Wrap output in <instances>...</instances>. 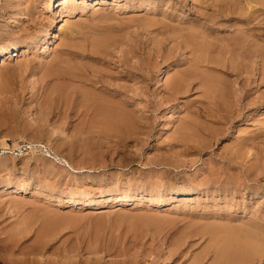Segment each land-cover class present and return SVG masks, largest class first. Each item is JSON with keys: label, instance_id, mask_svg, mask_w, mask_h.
Returning a JSON list of instances; mask_svg holds the SVG:
<instances>
[{"label": "rangeland", "instance_id": "obj_1", "mask_svg": "<svg viewBox=\"0 0 264 264\" xmlns=\"http://www.w3.org/2000/svg\"><path fill=\"white\" fill-rule=\"evenodd\" d=\"M54 1L55 0H47V3H45L46 0H34V2L33 0H0V32L2 33V35L0 33V44L2 43L0 45V50L9 45V42L25 44L29 42L31 47L26 54L4 60L0 64V186L2 187L0 189V264H17L14 262L15 259L18 264H41L42 261V264H217V259H219L218 257H220V253H222V249L220 248H223L231 237L238 236L241 238L243 235L248 237V233L252 235L253 232L247 233L249 228L252 229H249L250 231L254 229V234L250 236V238L253 237L256 242L259 241L258 245L260 244V248L262 249V251L255 256L251 264H264V153H261V156L260 153H258V151L264 150V80L261 74L263 62H258V64L261 62L260 66L249 63L244 70L245 73H240L242 77L239 76L238 78V70H228L224 62V65L220 64L218 69H213V71H211V68H203L209 70H204L203 76L206 73L209 79L211 78L209 81L213 83L212 87H210L211 85H204L201 80H195L193 81L195 84L192 82V84L190 83L189 91L188 89H184L181 90L182 92L180 93L174 92L177 98L171 90V87L176 81L174 79L177 78V75L181 74V71L183 72V70H186V65L189 66V60L193 57L189 49H183L184 47H182L181 44H184L182 37L192 33L194 36L196 33L203 31H207V33L211 32L207 29V19H211L210 15L220 16L218 11H223L224 14L221 16L222 18H217L220 24L215 21V27H219L220 30H222H219V32L217 31L218 34L222 32L220 34V36H223V39L221 38L222 42L226 41L225 39L229 38L232 32H235L234 34L236 35L238 34L236 32L242 29L244 31L249 28V33L254 29L253 33L254 36H256L255 39L260 43L262 40L259 37H262L264 34V0H246L247 4L245 0H234L237 5L235 3L232 5L233 0H221L224 3L220 0H210V2L209 0H169V2L168 0H148V2L147 0H143V2L142 0H136V2L134 0H106V3L93 8H90V5L85 3L87 0H84L83 3V0H75L70 2L72 4L71 6L69 5L71 8L68 5L57 7L56 4V6L52 4L50 11H46L49 8L48 4L54 3ZM144 1L145 3L147 2L146 5ZM238 1H240V3L243 2V4L240 5ZM125 2L127 4H125ZM212 2L214 3L212 5L213 7H211ZM221 4L223 6H221ZM250 4L253 6H250ZM132 5H134V8L137 6V8L134 9ZM102 6L105 8H102ZM216 6H219V9ZM242 6L243 8H241ZM72 8L75 9L73 10L74 12ZM79 8H81V10H78ZM195 8H200V11ZM213 8L215 10H213ZM102 9L105 12H103ZM250 9L251 11H248ZM96 11L99 13H96ZM231 11L234 14L226 15L227 12ZM71 12H73L72 15ZM102 13H106V15H102ZM236 13H238V15ZM261 13L263 19L260 16ZM99 14L100 18H104L100 19ZM109 15L112 16V19ZM106 16L110 17L109 19L111 20L107 19ZM239 17H242V19ZM8 18L11 20L9 21ZM96 18H99L100 21ZM68 19L69 21H66ZM173 19L175 22H173ZM244 19L245 21H242ZM103 20H107V23ZM189 20L191 24L193 22L195 25L192 24L193 26L190 27ZM15 21H17V23ZM148 21L152 23L149 24ZM202 21L206 23L204 22L202 25ZM241 22L242 24H240ZM43 23L46 24V26ZM154 23L155 25L153 26ZM148 24L150 26H148ZM243 24L246 25L243 27ZM177 25L179 26L177 27ZM199 25L201 29L198 28ZM194 26L196 27L194 28ZM250 26H252V30ZM8 27L9 29H7ZM41 27L44 29H41ZM260 27L262 30H260ZM36 28L38 29L36 30ZM238 28L241 29L239 30ZM3 29L7 31L4 30V32ZM37 31L39 33H37ZM55 31L60 35L58 38L52 39V35ZM106 32L109 33V38L105 36L107 34ZM170 32L174 33L173 36ZM6 33H8V35H6ZM168 33L170 36H168ZM28 34L32 36L30 35L29 37ZM44 35H48V39L50 38L51 41L47 40V42L43 44L40 38ZM23 36L24 38L22 39ZM94 36L95 40L96 37L98 38L96 41L93 40ZM12 37H14L13 40ZM166 37L169 39L168 41H166ZM31 38L32 41L30 42ZM112 38H114L116 42H114ZM111 40L113 43H111ZM33 41H35L34 45H32ZM74 42L76 43L74 44ZM88 42L89 44H87ZM160 43L161 45H159ZM90 44H93V46L96 47L94 48L99 50H95ZM43 45L47 47L45 51ZM83 50L85 52H83ZM129 50H131L130 53ZM94 51H97V53H94ZM72 53H74L75 56ZM100 53H102V55ZM164 53L166 55L168 54V57ZM216 53L214 54L215 57L221 56V54L219 55V53ZM69 54H71V56ZM65 55L66 57H64ZM96 55L100 56L98 57ZM138 55L141 58H139ZM164 55L166 58L162 57ZM78 56H81V58ZM109 56L112 58L110 59ZM135 57L138 58L136 59ZM56 58L57 62L55 60ZM86 58L89 62L86 61ZM132 58L139 63L134 64L137 62L133 61ZM180 58H182V60H180ZM62 59L65 63L68 62L66 63L67 67L64 66L65 63ZM89 59H92L91 62ZM100 59H103V61L101 62ZM59 61H61L62 64L59 63ZM49 62L53 63V68L55 67L54 64L56 68L59 66L58 64L62 66L60 65L59 69L55 70L51 68L52 64ZM75 62L79 64L76 65ZM41 63L44 64V66H42ZM29 64L30 66H28ZM128 64L130 66H128ZM91 66L95 68L99 67L96 68V70L93 67L89 71ZM174 66L176 67L174 68ZM69 67L70 69H68ZM47 68L52 69H49V75H47L49 72ZM71 68L73 70H71ZM139 68L142 71H140ZM43 69L47 72H43ZM167 69L168 71H166ZM53 70H55V73ZM81 70H83V73ZM41 71L44 73L43 75L40 74L42 73ZM74 71L77 73L74 74ZM85 71L88 74H85ZM109 71L111 73L113 72L112 75L114 77L111 73L109 75ZM57 72L60 73L58 74ZM211 72L212 74L210 75ZM100 73H103V76ZM134 73L137 75L139 74L138 76L140 77ZM51 74L54 76H61H55L54 79V76H51ZM206 74L205 76H207ZM40 75H45V77L43 78ZM212 75L215 76V78H213ZM95 77H97L98 81L95 80ZM137 78L138 81L136 80ZM141 78L144 79L142 80ZM116 79L118 82H115ZM220 79H224L225 81ZM52 82L53 86L55 82H58V86H56V84L55 86L61 87L60 85H62L63 87L57 90L56 87L53 88V86H51L50 83ZM96 82L99 84H94ZM111 82H113L114 85ZM139 82H141V84ZM201 82L204 87L199 85ZM72 83H74L75 86ZM81 83L87 84V87ZM215 84L216 86H214ZM125 85L127 87H125ZM168 85L172 86L169 87ZM80 86L85 88L82 87L80 90ZM114 86L119 87L116 89ZM50 87L56 90L52 91ZM42 88L44 89L42 90ZM65 88L67 89L65 90ZM86 88L88 89L86 93L91 95L94 93L92 96L97 97L98 93L103 91L105 95L106 93L107 95H113L116 100H123L126 104L128 103V107L126 106L125 108L129 111L135 110V113L132 112L134 115L136 113L138 114V116L136 115L133 117L134 119L132 118V123L134 122V125L130 126L128 124L127 129L129 131L125 126L123 127L126 129V132L122 131L124 130L123 127H121L120 130L113 124V126H107V124H104V119H101L103 122L99 120L100 116L97 113L92 112L98 115L95 117V115H91L92 113H85L83 109L81 112L79 110L78 112L74 110L77 108L74 107L73 109L75 105L73 100L76 96H78L79 99L81 94L85 93L83 91H86ZM104 88L106 89L104 90ZM127 89L128 92H130L129 94L126 91ZM220 89L222 92H220ZM44 90H47V93ZM48 90L49 93L52 92L48 94ZM53 94L55 96H53ZM72 94L73 96L75 95V97H73ZM44 95H47L46 98ZM50 95L54 97V100ZM137 95L140 97L138 98ZM218 95L219 97H216ZM43 96L44 98H42ZM58 97L64 98V101ZM69 98L72 99L71 103ZM40 99L42 101H40ZM45 99H47V101H45ZM49 100L50 103L47 104ZM251 101H253V105ZM55 103L58 104L56 105ZM136 103L139 105L137 104L136 106ZM38 104L39 106H37ZM27 105L29 106L27 107ZM133 105L135 108L137 107V109L132 107ZM140 105L143 107H140ZM64 106L67 107L64 108ZM49 108L51 109L49 110ZM39 109H41L43 113L39 112ZM137 110L141 112L138 113ZM65 113H68V115ZM40 114L42 115L41 117ZM84 116L89 117V119H85ZM38 117L40 118L38 119ZM82 118L83 120H81ZM35 119L36 122L34 121ZM44 119L46 121L48 119L50 122L45 123ZM51 119H53V122ZM54 119L59 125L54 122ZM81 121L86 122L83 123ZM99 122L100 124L96 126ZM89 124L92 126H89ZM101 124H104V126L106 125L105 127L108 128L106 129L110 131V133L105 130V127L103 129L105 131H102L101 128L103 127L101 126L103 125ZM83 125H85L86 128L83 127V130H81V126ZM76 126H80L78 128L83 131L80 132L81 134L77 133L78 128ZM135 126L139 127L136 128ZM43 127L46 129L44 130ZM63 127H66L67 129H64L67 131H64ZM129 127H132L131 129L135 128V130H131ZM72 128L73 131H70ZM116 129L119 131H116ZM89 130L94 134H90L91 132ZM92 130H96V134ZM130 131L132 132L131 134ZM71 132L72 134L75 133V136H72V134H70ZM86 132L88 134H86ZM102 132L105 133L103 134ZM113 133L116 134L113 135ZM89 134L90 137L88 138ZM111 134L115 138L111 137ZM107 135L111 137L110 140ZM34 136L36 137L34 138ZM126 136L130 137L127 138ZM94 137L96 138L94 139L95 141L93 140ZM66 139L70 141L67 142ZM62 140H64L65 143ZM80 140H82V143ZM257 156L259 159L256 158ZM249 176H252V178ZM246 177L250 179L248 178L247 181ZM240 180L251 187L252 190L246 188L247 185L244 189V184ZM255 180H258V182H255ZM259 182L260 185H258ZM236 183L238 185H235ZM16 185L17 187H15ZM210 186H214V188ZM15 188H19L21 191L19 190L18 193L14 192L16 191ZM189 188H192L191 190H196L197 193L196 195L192 194V198L191 196L189 198L187 197L188 200H184L183 202V197L188 193L190 190ZM257 188L260 193L256 190ZM199 189L202 192L199 191ZM143 190L145 191L143 192ZM163 190H166V193ZM121 191L124 192L122 193ZM170 192L173 193L171 194ZM121 194L124 195L122 196ZM71 196H74V199L87 198L95 202L90 206H84L83 204L74 205L69 202L71 198L73 199ZM171 196L173 197L172 199ZM156 197L157 199H154ZM100 202H103L102 204L104 206ZM192 204L195 209L192 207ZM212 223L214 226L211 225ZM233 224L235 230L232 228ZM245 226H247L248 229ZM229 227L233 230L231 228L228 229ZM202 228H205V230L209 228L208 230L210 232ZM211 231L213 232V234H211L212 237L210 235V233H212ZM239 231L241 236L238 234ZM219 233L222 234L220 235ZM214 234L219 235V237ZM223 237H225L224 240ZM212 245H214V247ZM93 249L97 253L94 252ZM18 260H22V263Z\"/></svg>", "mask_w": 264, "mask_h": 264}, {"label": "bare ground", "instance_id": "obj_2", "mask_svg": "<svg viewBox=\"0 0 264 264\" xmlns=\"http://www.w3.org/2000/svg\"><path fill=\"white\" fill-rule=\"evenodd\" d=\"M36 1V0H35ZM71 1H75V0H55L54 1V3H51V4H48L49 5V8L46 10V11H50V9H51V5L52 4H56L57 5V7H64V6H66V5H72L70 2ZM77 1V0H76ZM81 1V0H80ZM106 0H87V1H85V3H88L89 5H90V8H93V7H96V6H98V5H100V4H104V3H106L105 2ZM131 1V0H130ZM135 2H136V0H134ZM156 1H158V0H156ZM167 1V0H166ZM221 1V0H220ZM224 1V0H223ZM223 1H221V2H223ZM243 1V0H242ZM246 1V0H245ZM249 1V0H248ZM33 2H34V0H33ZM84 2V0L82 1V3ZM112 2V1H111ZM118 2H120V1H118ZM142 2H143V0H142ZM147 2H148V0H147ZM146 2V3H147ZM153 2V1H152ZM163 2V1H162ZM161 2V3H162ZM168 2H169V0H168ZM172 2V1H171ZM208 2V1H207ZM209 2H210V0H209ZM217 2V1H216ZM227 2V1H226ZM239 3H240V1H238ZM45 3H47V0H46V2ZM70 3V4H69ZM144 3H145V1H144ZM146 3H145V5H146ZM155 3V2H154ZM164 3H166V2H164ZM198 3V2H197ZM224 3V2H223ZM228 3V2H227ZM230 3V2H229ZM234 3L236 4V2H234V0H233V4L232 5H234ZM239 3H238V5H239ZM246 4H247V1L245 2ZM252 3V2H251ZM261 3V2H260ZM260 3H258V4H260ZM10 4V3H9ZM40 4V3H39ZM113 4H114V2H113ZM122 4V3H121ZM125 4H127L126 2H125ZM140 4V3H139ZM138 4V5H139ZM143 4V3H142ZM171 4V3H170ZM169 4V5H170ZM175 4H176V2H175ZM196 4V3H195ZM194 4V5H195ZM209 4V3H208ZM214 3L212 2V4H211V7H213L212 5H213ZM216 4V3H215ZM226 4V3H225ZM231 4V3H230ZM243 4V2L242 3H240V5H242ZM262 4V3H261ZM260 4V5H261ZM11 5V4H10ZM43 5V4H42ZM55 5V6H56ZM76 5H77V3H76ZM75 5V6H76ZM79 5H80V3H79ZM106 5V4H105ZM119 5V4H118ZM137 5V4H136ZM135 5V6H136ZM148 5H149V3H148ZM147 5V6H148ZM151 5H153V4H151ZM159 5V4H158ZM166 5V4H165ZM177 5V4H176ZM176 5H174V6H176ZM201 5V4H200ZM237 5V4H236ZM235 5V6H236ZM256 5V4H255ZM264 5V4H263ZM263 5H261V6H263ZM8 6V5H7ZM13 6V5H12ZM36 6V5H35ZM34 6V7H35ZM44 6V5H43ZM67 6V7H68ZM69 6V7H70ZM124 6V5H123ZM126 6H128V5H126ZM125 6V7H126ZM134 5H132V7H133ZM146 6V7H147ZM164 6V5H163ZM173 6V5H172ZM221 6H223L222 4H221ZM220 6V7H221ZM244 6H245V4H244ZM250 6H253V5H251L250 4ZM259 6V5H258ZM260 6V7H261ZM11 7V6H10ZM15 7V6H14ZM38 7V6H37ZM36 7V8H37ZM42 7V6H41ZM46 7H47V5H46ZM73 7V6H72ZM83 7V6H82ZM131 7V6H130ZM141 7V6H140ZM158 7V6H157ZM167 7V6H166ZM170 7V6H169ZM195 7V6H194ZM199 7V6H198ZM217 8L219 7V6H216ZM233 7V6H232ZM238 7V6H237ZM247 7V6H246ZM256 7V6H255ZM8 8V7H7ZM13 8V7H12ZM12 8H11V11H12ZM36 8H35V10H36ZM39 8V7H38ZM71 8V7H70ZM85 8H88V7H85ZM102 8H105V7H103L102 6ZM118 8H120V7H118ZM122 8V7H121ZM134 8V7H133ZM132 8V9H133ZM135 8H137V6L135 7ZM134 8V9H135ZM154 8V7H153ZM152 8V9H153ZM182 8V7H181ZM208 8V7H207ZM216 8V9H217ZM234 8V7H233ZM241 8H243V6L241 7ZM252 8V7H251ZM254 8V7H253ZM69 9V8H68ZM75 9H76V7H75ZM74 8H72V11L73 10H75ZM89 9V8H88ZM107 9V8H106ZM122 9H124V8H122ZM121 9V10H122ZM155 9V8H154ZM158 9V8H157ZM174 10H176L175 8H173ZM196 9V8H195ZM198 9V8H197ZM196 9V10H197ZM200 9V8H199ZM198 9V10H199ZM219 9V8H218ZM231 9V8H230ZM246 9V8H245ZM78 10H81V8H79ZM91 10V9H90ZM98 10V9H97ZM103 10V9H102ZM141 10H143V9H141ZM144 10H146V9H144ZM149 10H150V8H149ZM182 10V9H181ZM206 10V9H205ZM213 10H215L214 8H213ZM223 10V9H222ZM238 10V9H237ZM260 10H261V8H260ZM264 10V9H263ZM262 10V11H263ZM24 11V10H23ZM60 11H61V9H60ZM64 11V10H63ZM99 11V10H98ZM98 11H96V13H99ZM153 11V10H152ZM157 11H159V10H157ZM177 11V10H176ZM200 11V10H199ZM198 11V12H199ZM203 11V10H202ZM212 11V10H211ZM240 11V10H239ZM238 11V12H239ZM241 11H242V9H241ZM246 11V10H245ZM248 11H251V9L250 10H248ZM30 12V11H29ZM68 12V11H67ZM74 12V11H73ZM73 12H71V15H72V13ZM83 12V11H82ZM103 12H105L104 10H103ZM155 12V11H154ZM173 12V11H172ZM205 12V11H204ZM204 12H203V14H204ZM207 12H209V11H207ZM216 12V11H215ZM219 13H220V16L219 15H210L211 16V19H207V23L205 22V21H202L201 23H202V25L204 24V22L208 25V27H207V29L208 30H210L211 32H208L207 33V31L206 32H199V33H196L194 36L192 35V34H188V35H185V37H182V35H181V37L183 38V42H184V44L183 43H181L182 44V47H184L183 49H189L190 50V53L192 52V58L189 60L190 62V64H189V66H187L186 65V70L184 71L182 68V70H183V72L181 71V74H179V75H177L176 73V77L177 78H172V79H174V80H176L175 81V83L174 82H172V83H174L173 84V86L172 85H170V86H172L171 87V90L173 91V93L175 92V93H177V92H182L181 90H184V89H188V91L190 90V85L192 84V83H194L193 81H195V80H201L202 82H203V84L204 85H211L210 87H212V85H213V83H211L209 80H211V78L209 79V76L207 75V76H205V74H204V76H203V73H204V70H207V69H209V68H211V71H213V69H218V66H220V64H223V62L227 65V69L229 70V69H233L234 71L236 70H238V73L240 74V73H242L243 74V72H244V70H245V68L249 65V63H253V64H255V65H259L260 66V64H261V62H260V64H258V62L259 61H262L263 62V64H262V69H261V74H262V79L264 80V34L262 35V37L260 36L259 38L262 40L260 43L259 42H257L258 40L257 39H255L256 38V36H254V33H253V31H254V29H253V31H251L250 33H249V31H248V29H246V30H244L243 31V29L242 30H240L241 28H238L240 31H238V32H236V33H238V34H234L235 32H232V34H234V35H232L231 34V32H230V36H229V38H227V39H225L226 41H223L222 42V39H223V36L221 37L220 36V34L222 33H220V34H218L217 33V31L219 32V30H220V28L219 27H215V21H217V18L218 17H221L224 13H223V11H218ZM247 12V11H246ZM52 13V12H51ZM64 13V12H63ZM101 13V12H100ZM109 13V12H108ZM202 13V12H201ZM200 13V14H201ZM249 13V12H248ZM251 13V12H250ZM263 13V12H262ZM262 13H261V17H262V19H263V16H262ZM10 14V13H9ZM12 14H14V13H12ZM15 14L17 15V13L15 12ZM14 14V15H15ZM21 14V13H20ZM58 14V13H57ZM64 14H67V15H69L68 13H64ZM63 14V15H64ZM76 14V13H75ZM78 14V13H77ZM86 14V13H85ZM105 15H106V13H104ZM103 13H102V15H104ZM110 14V13H109ZM205 14H207V13H205ZM218 14V13H217ZM230 15V14H234L232 11L231 12H227L226 13V15ZM237 15H238V13H236ZM256 14V13H255ZM14 15H12V16H14ZM96 15V14H95ZM247 15H249V14H247ZM259 15V14H258ZM18 16H20V15H18ZM30 16V15H29ZM97 16V15H96ZM108 16V15H107ZM106 16V17H107ZM110 16V15H109ZM184 16V15H183ZM188 16V15H187ZM239 16H241V15H239ZM259 16V17H260ZM11 17V16H10ZM17 17V16H16ZM33 17V16H32ZM98 17V16H97ZM111 17V19H112V16H110ZM110 17H107V19H109ZM199 17V16H198ZM200 17H203V16H200ZM204 17H207V16H204ZM223 17H225V16H223ZM249 17V16H248ZM258 17V16H257ZM256 17V18H257ZM99 18H100V14H99ZM99 18H96V19H98L99 20ZM104 18V17H103ZM102 17L100 18V19H103ZM155 18V17H154ZM159 18H161V17H159ZM159 18H157V19H159ZM183 18V17H182ZM222 18V17H221ZM240 18V17H239ZM245 18V17H244ZM9 19V18H8ZM11 19H12V17H11ZM11 19H9V21L11 20ZM19 19V18H18ZM17 19V20H18ZM43 19H44V17H43ZM93 19H95V18H93ZM111 19H109V20H111ZM149 19H151V18H149ZM156 19V18H155ZM164 19V18H163ZM170 19V18H169ZM168 19V20H169ZM203 19V18H202ZM205 19V18H204ZM240 19H242V17L240 18ZM248 19V18H247ZM258 19V18H257ZM20 20V19H19ZM32 20V19H31ZM108 20V21H109ZM148 20V19H147ZM167 20V19H166ZM219 20V19H218ZM231 20V19H230ZM229 20V21H230ZM38 21V20H37ZM41 21V20H40ZM66 21H69V19L68 20H66ZM97 21V20H96ZM100 21V20H99ZM98 21V22H99ZM103 21H107V20H103ZM150 21V20H149ZM148 21V22H149ZM161 21V20H160ZM170 21V20H169ZM179 21H180V19H179ZM190 21V20H189ZM188 21V22H189ZM220 21H222V20H220ZM224 21H225V19H224ZM223 21V22H224ZM228 21V20H227ZM232 21V20H231ZM230 21V22H231ZM242 21H245V19L244 20H242ZM264 21V20H263ZM16 23H17V21H15ZM42 22V21H41ZM102 22V21H101ZM145 22H146V20H145ZM173 22H175L174 21V19H173ZM172 22V23H173ZM182 22V21H181ZM240 22V21H239ZM5 23V22H4ZM15 23V24H16ZM35 23V22H34ZM103 23V22H102ZM107 23V22H106ZM152 23V22H151ZM150 22H149V24H151ZM161 23V22H160ZM177 23V22H176ZM179 23V22H178ZM185 23V22H184ZM200 23V22H199ZM217 23H218V21H217ZM237 23V22H236ZM249 23V22H248ZM263 23V22H262ZM14 24V25H15ZM18 24H20V23H18ZM36 24V23H35ZM41 24V23H40ZM44 24V23H43ZM143 24H144V22H143ZM148 24V26H150ZM164 24H166V23H164ZM186 24H188V23H186ZM192 24H193V22H192ZM191 24V21H190V27L191 26H193V25H195V24H193L192 25ZM218 24H220V23H218ZM222 24V23H221ZM225 24V23H224ZM231 24H232V22H231ZM234 24H235V22H234ZM240 24H242V22L240 23ZM240 24H238V25H240ZM254 24V23H253ZM253 24H252V26H253ZM264 24V23H263ZM39 25V24H38ZM37 25V26H38ZM45 26H46V24H44ZM155 25V23L153 24V26ZM180 25V24H179ZM179 25H177V27L179 26ZM233 25V24H232ZM246 24H243V27L245 26ZM259 25V24H258ZM30 26V25H29ZM41 26V25H40ZM43 26V25H42ZM44 26V27H45ZM157 26V25H156ZM181 26H182V24H181ZM184 26V25H183ZM186 26H188V25H186ZM219 26H221V25H219ZM231 26V25H230ZM235 26V25H234ZM249 26V25H248ZM252 26H250V28L252 27ZM255 26H256V24H255ZM26 27V26H25ZM59 27V26H58ZM57 27V28H58ZM62 27V26H61ZM152 27V26H151ZM196 26H194V28H195ZM247 27V26H246ZM5 28V27H4ZM19 28V27H18ZM32 28V27H31ZM159 28V27H158ZM158 28H155V29H158ZM161 28V27H160ZM171 28V27H170ZM184 28V27H183ZM198 28H200L201 29V26L199 25V27ZM203 28V27H202ZM205 28V27H204ZM234 28V27H233ZM253 28H254V26H253ZM7 29H9V27L7 28ZM30 29V28H29ZM38 28H36V30H37ZM41 29H44V28H42L41 27ZM40 29V30H41ZM62 29V28H61ZM152 29V28H151ZM155 29H153V30H155ZM200 29H196V30H200ZM5 29H3V31H4ZM24 30V29H23ZM22 30V31H23ZM51 30V29H50ZM58 30V29H57ZM149 30H150V28H149ZM174 30H177V29H174ZM186 30H187V28H186ZM192 30H193V27H192ZM204 30V29H203ZM251 30H252V28H251ZM255 30H257V29H255ZM260 30H262L261 29V27H260ZM263 30H264V26H263ZM5 31H7V30H5ZM4 31V32H5ZM34 31V30H33ZM52 31H54V30H52ZM51 31V32H52ZM60 31V30H59ZM62 31V30H61ZM81 31V30H80ZM162 31V30H161ZM164 31V30H163ZM168 31V30H167ZM200 31H202V30H200ZM220 31H222V30H220ZM233 31H235V30H233ZM237 31V30H236ZM258 32H260L259 30H257ZM9 32V31H8ZM29 32H30V30H29ZM35 32V31H34ZM33 32V33H34ZM41 32H42V30H41ZM157 32V31H156ZM166 32V31H165ZM172 32V31H171ZM170 32V33H171ZM175 32V31H174ZM191 32V31H190ZM195 32V31H194ZM214 32H216V33H214ZM1 33V32H0ZM14 33V32H13ZM20 33H22V32H20ZM28 33V32H27ZM36 33V32H35ZM37 33H39L38 31H37ZM59 33V32H58ZM81 33V32H80ZM85 33V32H84ZM95 33V32H94ZM107 33V32H106ZM153 33V32H152ZM167 33V32H166ZM178 33V32H177ZM182 33V32H181ZM10 34V33H9ZM24 34V33H23ZM47 34V33H46ZM83 34V33H82ZM89 34V33H88ZM102 34V33H101ZM108 34L109 33H107L105 36H107L108 37ZM169 34V33H168ZM172 34V36H173V34L174 33H171ZM184 34V33H183ZM1 35H2V33H1ZM4 35V34H3ZM6 35H8V33H6ZM29 35V34H28ZM27 35V36H28ZM31 35V34H30ZM30 35H29V37H30ZM49 35V34H48ZM48 35H44V36H42L40 39V41H42V43L44 44V43H46L47 42V40H49V41H51V39L49 38L48 39ZM60 35V34H59ZM59 35L57 34V32L55 31L54 33H53V35H52V39L53 38H58L59 37ZM87 35V34H86ZM261 35V34H260ZM5 36V35H4ZM10 36V35H9ZM11 36H14V35H11ZM21 36V35H20ZM19 36V37H20ZM25 36V35H24ZM24 36L22 37V39L24 38ZM32 36V35H31ZM33 36H34V34H33ZM37 36V35H36ZM35 36V37H36ZM85 36V35H84ZM103 36H104V33H103ZM109 36H111V35H109ZM163 36V35H162ZM168 36H170V34L168 35ZM220 36V37H219ZM34 37V38H35ZM38 37V36H37ZM164 37H165V35H164ZM7 38V37H6ZM9 38V37H8ZM11 38V37H10ZM16 38V37H15ZM33 38V39H34ZM105 38V37H104ZM109 38V37H108ZM107 38V39H108ZM167 38V37H166ZM222 38V39H221ZM14 39V37H12V40ZM21 39V38H20ZM20 39H19V41H20ZM22 39H21V41H22ZM85 39V38H84ZM89 39H90V37H89ZM98 38L96 37V40H97ZM114 38H112V40H113ZM172 39V38H171ZM177 39V38H176ZM1 40V39H0ZM3 40V39H2ZM6 40V39H5ZM16 40V39H15ZM26 40V39H25ZM30 40V39H29ZM28 40V41H29ZM83 40V39H82ZM93 40H95V36H94V38H93ZM95 40V41H96ZM101 40V39H100ZM102 40H105V39H102ZM111 40V41H112ZM169 39L167 38V40L166 41H168ZM4 41V40H3ZM2 41V42H3ZM8 41V40H7ZM17 41V40H16ZM32 41V38H31V40H30V42ZM36 41V40H35ZM35 41H33V44L32 45H34V42ZM89 41H91V40H89ZM99 41V40H98ZM107 41V40H106ZM114 42H116L115 41V39L113 40ZM113 41L111 42V43H113ZM157 41V40H156ZM6 42V41H5ZM94 42V41H93ZM155 42V41H154ZM10 44L9 45H7L5 48H3V49H1L0 50V64H1V62L2 61H4V60H8V59H10V58H13V57H17V56H19V55H23V54H26L28 51H29V49L31 48L30 47V44H29V42L27 43V44H25V43H11V42H9ZM76 42H74V44H75ZM85 43V42H84ZM91 43V42H90ZM100 43H101V41H100ZM107 43V42H106ZM109 43V42H108ZM110 43V44H111ZM162 43V42H161ZM161 43L159 44V45H161ZM2 44V43H1ZM0 44V45H1ZM6 44H7V42H6ZM40 44V43H39ZM67 44V43H66ZM66 44H64V45H66ZM87 44H89V42L87 43ZM94 44V43H93ZM93 44L91 45V46H93ZM117 44V43H116ZM164 44V43H163ZM175 44V43H174ZM36 45V44H35ZM71 45V44H70ZM77 45V44H76ZM78 45H80V44H78ZM84 45V44H83ZM82 45V46H83ZM106 45H108V44H106ZM155 45V44H154ZM157 45V44H156ZM178 45V44H177ZM37 46V45H36ZM50 46V45H49ZM48 46V47H49ZM55 46V45H54ZM67 46H68V44H67ZM75 46V45H74ZM87 46V45H86ZM34 47V46H33ZM72 47V46H71ZM77 47H79V46H77ZM81 47V46H80ZM79 47V48H80ZM84 47V46H83ZM83 47H81V48H83ZM95 46H93V48H94ZM103 47V46H102ZM35 48V47H34ZM41 48V47H40ZM40 48H39V50H40ZM43 48H44V51L46 50V45H43ZM54 48H56V47H54ZM70 48V47H69ZM73 48H75V47H73ZM85 48H87V47H85ZM84 48V49H85ZM91 48V47H90ZM96 48V47H95ZM94 48V49H95ZM112 48V47H111ZM133 48V47H132ZM154 48V47H153ZM157 48V47H156ZM51 49H52V46H51ZM75 49H77V48H75ZM131 49V48H130ZM136 49V48H135ZM173 49V48H172ZM48 50V49H47ZM70 50V49H69ZM90 50V49H89ZM95 50H97V49H95ZM99 50V49H98ZM97 50V51H98ZM114 50V49H113ZM116 50V49H115ZM30 51H32V50H30ZM34 51V50H33ZM41 51H43V50H41ZM53 51V50H52ZM63 51V50H62ZM97 51L95 52L94 51V53H97ZM130 51L131 50H129V53H130ZM133 51V50H132ZM153 51V50H152ZM162 51H164V50H162ZM179 51H180V49H179ZM56 52V51H55ZM70 52V51H69ZM75 52H77V51H75ZM74 52V53H75ZM83 52H85L84 50H83ZM90 52V51H89ZM93 52V51H92ZM101 52V51H100ZM105 52V51H104ZM103 52V53H104ZM114 52V51H113ZM166 52V51H165ZM171 52V51H170ZM184 52V51H183ZM182 52V53H183ZM219 53V55L221 54V56H217V57H215V53ZM44 53V52H43ZM48 53V52H47ZM59 53V52H58ZM62 53V52H61ZM71 53V52H70ZM74 53H72V54H74ZM81 53V52H80ZM108 53V52H107ZM117 53V52H116ZM132 53V52H131ZM160 53V52H159ZM167 53V52H166ZM216 53V54H217ZM63 54V53H62ZM101 55H102V53H100ZM114 54H115V52H114ZM149 54H150V52H149ZM152 54V53H151ZM165 54V53H164ZM170 54V53H169ZM172 54V53H171ZM178 54H179V52H178ZM181 54V53H180ZM188 54V53H187ZM46 55V54H45ZM57 55V54H56ZM64 55V54H63ZM62 55V56H63ZM70 56H71V54H69ZM79 55V54H78ZM109 55H110V51H109ZM133 55V54H132ZM135 55H137V54H135ZM148 55V54H147ZM154 55H155V53H154ZM162 55V54H161ZM166 55V54H165ZM162 56L163 58L165 57L166 58V56L168 55H166V56ZM26 56V55H25ZM74 56H75V54H74ZM83 56H84V53H83ZM82 56V57H83ZM88 56V55H87ZM90 56V55H89ZM95 56V55H94ZM93 56V57H94ZM96 56H98V55H96ZM100 56V55H99ZM98 56V57H99ZM127 56V55H126ZM125 56V57H126ZM152 56V55H151ZM157 56V55H156ZM176 56V55H175ZM184 56V55H183ZM190 56H191V54H190ZM20 57V56H19ZM60 57V56H59ZM64 57H66V55L64 56ZM79 57V56H78ZM86 57V56H85ZM124 57V58H125ZM129 57V56H128ZM131 57V56H130ZM133 57V56H132ZM138 57H139V55H138ZM138 57H135L136 59L138 58ZM168 57V56H167ZM169 57H171V56H169ZM179 57V56H178ZM182 57V56H181ZM55 58V57H54ZM61 58V57H60ZM63 58V57H62ZM79 58H81V56L79 57ZM95 58V57H94ZM109 58H110V56H109ZM112 58V57H111ZM110 58V59H111ZM118 58V57H117ZM122 58V57H121ZM134 58V57H133ZM133 58H132V60H133ZM139 58H141V57H139ZM148 58H150V57H148ZM162 58V59H163ZM172 58V57H171ZM183 58V57H182ZM182 58H180V60H182ZM186 58V57H185ZM59 59V58H58ZM65 59V58H64ZM70 59V58H69ZM72 59V58H71ZM74 59V58H73ZM83 59V58H82ZM98 59V58H97ZM119 59V58H118ZM177 59V58H176ZM175 59V60H176ZM52 60H54V59H52ZM56 60V62H57V58L55 59ZM63 60V59H62ZM84 60V59H83ZM90 60V59H89ZM92 60V59H91ZM91 60H90V62H91ZM99 60V59H98ZM101 60V59H100ZM113 60V59H112ZM116 60V59H115ZM124 60V59H123ZM125 60H127V59H125ZM142 60V59H141ZM164 60H166V59H164ZM168 60H169V58H168ZM180 60H178V61H180ZM184 60V59H183ZM64 61V60H63ZM67 61V60H66ZM69 61H72V60H69ZM86 61L87 62H89L88 60H87V58H86ZM97 61V60H96ZM103 61V59L101 60V62ZM133 61H135V60H133ZM186 61V60H185ZM188 61V60H187ZM221 61H222V63H221ZM28 62V61H27ZM26 62V63H27ZM29 62H30V60H29ZM52 62V61H51ZM51 62H49V63H51ZM55 62V61H54ZM56 62H55V64H56ZM74 62V61H73ZM78 62H80V61H78ZM94 62H95V59H94ZM97 62H100V61H97ZM108 62V61H107ZM106 62V63H107ZM119 62V61H118ZM128 62H129V60H128ZM135 62H137V60L135 61ZM143 62V61H142ZM145 62V61H144ZM168 62V61H167ZM21 63V62H20ZM22 63H24V62H22ZM44 63V62H43ZM47 63V62H46ZM59 63H61V61H59ZM64 63H65V61H64ZM66 63H68V62H66ZM66 63H65V65L64 66H66L67 67V65H66ZM86 63V62H85ZM109 63V62H108ZM111 63V62H110ZM122 63V62H121ZM133 63V62H132ZM139 62H137V63H134V64H138ZM141 63V62H140ZM174 63V62H173ZM187 63V62H186ZM28 64V63H27ZM30 64H31V62H30ZM30 64L28 65V66H30ZM42 64V63H41ZM52 64V67L51 68H53V63H51ZM54 64V68L53 69H59V66L62 64H58L59 66L56 68V65ZM75 64L76 65H78L79 63H77V62H75ZM81 64V63H80ZM94 64V63H93ZM98 64V63H97ZM120 64V63H119ZM175 64V63H174ZM179 64V63H178ZM23 65H26V64H23ZM102 65V64H101ZM116 65V64H115ZM121 65V64H120ZM146 65V64H145ZM145 65H142V66H145ZM175 65H177V64H175ZM224 65V64H223ZM20 66V65H19ZM42 66H44V64H42ZM49 66H50V64H49ZM62 66V65H61ZM79 66H81V65H79ZM83 66H84V64H83ZM82 66V67H83ZM107 66V65H106ZM106 66H105V68H106ZM125 66H126V63H125ZM128 66H130L129 64H128ZM184 66H185V64H184ZM183 66V67H184ZM39 67V66H38ZM45 67H46V65H45ZM65 67V68H66ZM71 67H72V65H71ZM94 67V66H93ZM92 66H91V68L89 69V71L93 68ZM99 67V66H98ZM98 67H96V68H98ZM131 67H133V66H131ZM130 67V68H131ZM172 67V66H171ZM176 66H174V68H175ZM221 67H222V65H221ZM254 67V66H253ZM22 68H23V66H22ZM26 68H27V66H26ZM41 68H43V67H41ZM51 68H49L50 70H52ZM60 68H64V67H60ZM88 68H89V65H88ZM87 68V69H88ZM96 68L94 67V69L96 70ZM109 68H110V66H109ZM126 68H129V67H126ZM178 68H179V66H178ZM203 68H207V69H203ZM226 68V67H225ZM255 68V67H254ZM25 69V68H24ZM40 69V68H39ZM38 69V70H39ZM48 69V68H47ZM49 69H48V71H49ZM68 69H70V67L68 68ZM67 69V70H68ZM85 69V68H84ZM138 69V68H137ZM137 69H135V70H137ZM144 69V68H143ZM184 69H185V67H184ZM226 69V70H227ZM44 70V69H43ZM55 70H53V72L55 73ZM63 70V69H62ZM65 70V69H64ZM66 70V71H67ZM71 70H73L72 68H71ZM79 70H80V68H79ZM101 70V69H100ZM107 70V69H106ZM131 70V69H130ZM134 70V69H133ZM139 70H140V68H139ZM171 70V69H170ZM222 70V69H221ZM221 70H218V71H220V72H222ZM253 70V69H252ZM260 70V69H259ZM46 70H44L43 72H45ZM68 71H70V70H68ZM78 71V70H77ZM82 71V73H83V70H81ZM88 71V70H87ZM93 71V70H92ZM98 71H99V69H98ZM128 71V70H127ZM140 71H142V70H140ZM144 71H145V69H144ZM166 71H168V69L166 70ZM207 71H209V70H207ZM255 71V70H254ZM42 72V71H41ZM40 73V74H44V73ZM47 72V71H46ZM61 72V71H60ZM60 72H57L58 74L60 73ZM97 72V71H96ZM104 72V71H103ZM138 72V71H137ZM164 72V71H163ZM229 72V71H228ZM63 73V72H62ZM69 73V72H68ZM67 73V74H68ZM75 73H77V72H75L74 71V74ZM92 73V72H91ZM95 73V72H94ZM105 73V72H104ZM110 71H109V75H110ZM113 73V72H112ZM112 73H111V75H112ZM118 73V72H117ZM167 73V72H166ZM171 73V72H170ZM225 73V72H224ZM236 73V72H235ZM245 73V72H244ZM256 73H258V72H256ZM50 74V71L47 73V75H49ZM53 74V73H52ZM51 74V76H54V75H52ZM67 74H65V75H67ZM70 74V73H69ZM79 74V73H78ZM78 74H76V75H78ZM85 74H88V73H86V71H85ZM101 74V73H100ZM99 74V75H100ZM129 74H131V73H129ZM134 74H136V73H134ZM167 74H169V73H167ZM212 74V72L210 73V75ZM237 74V73H236ZM239 74H237V78L240 76V77H242L241 76V74L239 75ZM42 75H40V76H42ZM45 75H46V73H45ZM45 75L44 76H42L43 78L45 77ZM75 75V76H76ZM82 75H84V74H82ZM93 75V74H92ZM95 75H97V74H95ZM102 76H103V73L101 74ZM137 75V74H136ZM135 75V76H136ZM139 75V74H138ZM137 75V76H138ZM214 75V74H213ZM212 75V77L213 78H215V76H213ZM233 75V74H232ZM55 76H61V75H55ZM55 76H54V79H55ZM89 76V75H88ZM105 76V75H104ZM113 76V75H112ZM117 76H119V75H117ZM117 76H115L116 78H118ZM122 76V75H121ZM120 76V77H121ZM136 76V77H137ZM169 76V75H168ZM78 77V76H77ZM90 77V76H89ZM88 77V78H89ZM106 77V76H105ZM114 77V76H113ZM138 77H140V76H138ZM142 77H144V76H142ZM170 77V76H169ZM208 77V78H207ZM50 78V77H49ZM59 78V77H58ZM82 78V77H81ZM84 78V77H83ZM91 78V77H90ZM93 78H94V76H93ZM102 78V77H101ZM104 78V77H103ZM40 80H41V78H39ZM38 79V80H39ZM63 79V78H62ZM72 79V78H71ZM73 79H74V77H73ZM72 79V80H73ZM79 80H81L80 78H78ZM142 79V78H141ZM144 79V78H143ZM142 79V80H143ZM171 79V78H170ZM66 80V79H65ZM69 80V79H68ZM83 80V79H82ZM93 80V79H92ZM91 80V81H92ZM95 80H97V77H95ZM107 80V79H106ZM110 80V79H109ZM113 80V79H112ZM120 80V79H119ZM137 81H138V78L136 79ZM212 80H214V79H212ZM217 80V79H216ZM216 80H215V82H216ZM220 80H224V79H220ZM237 80V79H236ZM41 81H43V80H41ZM40 81V82H41ZM63 81V80H62ZM84 81H85V78H84ZM86 81H87V79H86ZM98 81V80H97ZM102 81V80H101ZM105 81V80H104ZM121 81V80H120ZM140 81V80H139ZM218 81V80H217ZM225 81V80H224ZM44 82V81H43ZM48 82V81H47ZM54 82V81H53ZM53 82L52 83H50L51 84V86H53ZM63 82H65V81H63ZM90 82V81H89ZM99 82H100V79H99ZM115 82H118L117 81V79H116V81ZM192 82V83H191ZM202 82L201 83H199V85H202ZM222 82V81H221ZM42 83V82H41ZM49 83V82H48ZM47 83V84H48ZM58 83V82H57ZM57 83L55 82V84H56V86H58L57 85ZM77 83H78V81H77ZM87 83H88V81H87ZM105 83H106V81H105ZM112 84H113V82H111ZM140 84H141V82H139ZM168 83H169V81H168ZM191 83V84H190ZM218 83H220V82H218ZM224 83V82H223ZM55 84H54V86H53V88L54 87H56L55 86ZM66 84V83H65ZM64 84V85H65ZM73 85H74V83H72ZM80 84V83H79ZM82 84V83H81ZM84 84V83H83ZM82 84V85H83ZM94 84H99L98 82H96V83H94ZM170 84V83H169ZM195 84V83H194ZM264 84V83H263ZM44 85V84H43ZM69 85H71V84H69ZM68 85V86H69ZM85 85V84H84ZM87 85V84H86ZM85 85V86H86ZM110 85V84H109ZM114 85V84H113ZM118 85V84H117ZM121 85H123V84H121ZM120 85V86H121ZM137 85V84H136ZM139 85V84H138ZM198 85V84H197ZM204 85H202L203 87H204ZM219 85H221V84H219ZM224 85V84H223ZM48 86V85H47ZM46 86V87H47ZM61 87H63L62 85H60ZM75 86V85H74ZM97 86V85H96ZM98 86H100V85H98ZM108 86V85H107ZM110 86H112V85H110ZM169 86V85H168ZM169 86V87H170ZM214 86H216V84L214 85ZM44 87V86H43ZM45 87V88H46ZM61 87H56V89L57 90H60V89H58V88H61ZM67 87V86H66ZM81 88H80V90L82 89V87L83 86H80ZM87 87V86H86ZM114 87H116V86H114ZM119 87V86H118ZM118 87H116V89L118 88ZM122 87H124V86H122ZM121 87V88H122ZM125 87H127L126 85H125ZM168 87V88H169ZM192 87V86H191ZM207 87V86H206ZM223 87V86H222ZM48 88H49V86H48ZM51 89H52V91L54 90L52 87H50ZM83 88H85V87H83ZM97 88V87H96ZM107 88V87H106ZM106 88H104V90L106 89ZM121 88H119V89H121ZM140 88V87H139ZM138 88V89H139ZM215 88V87H214ZM217 88V87H216ZM220 88H221V86H220ZM44 88H42V90H43ZM47 89V88H46ZM55 89V90H56ZM67 88H65V90H66ZM108 89V88H107ZM111 89V88H110ZM124 89H126V88H124ZM130 89V88H129ZM133 89V88H132ZM131 89V90H132ZM135 89H136V87H135ZM41 90V89H40ZM54 90V91H55ZM75 90V89H74ZM83 90H85V89H83ZM82 90V91H83ZM87 88H86V91H83V92H85L84 94L82 93L81 94V96L79 97V99H78V96H76L75 97V95L73 96V94H72V96L73 97H75V99L73 100V102H74V106H73V109H74V107H76L77 109H74V110H76L77 112H78V110L81 112V111H83L84 110V112L85 113H87V114H90V113H92V112H94V113H97L99 116H100V119L99 120H101V119H104L105 120V123L104 124H107V126L109 125H111V126H117L116 128H121V127H123V126H125V128L127 129V127H128V124L131 126V125H134V122L132 123V121H133V117L134 116H138V114L136 113L135 115L133 114V113H135L134 111H129L127 108H125L126 106H127V104H126V102H124L123 100H116L114 97H113V95L111 96V95H107V93H106V95L104 94V92L102 91L101 93L99 92L98 93V96L96 97V96H92L91 94H89V93H86L87 92ZM98 90H101V89H98ZM216 90V89H215ZM45 91V90H44ZM51 91V92H52ZM72 91V90H71ZM90 91H91V89H90ZM108 91V90H107ZM127 91V93L129 94L130 92H128V89L126 90ZM168 91H169V89H168ZM186 91V90H185ZM41 92V91H40ZM46 93H47V90L45 91ZM50 92V93H51ZM64 92V91H63ZM69 92V91H68ZM67 92V93H68ZM75 92H77V91H75ZM98 92V91H97ZM133 92V91H132ZM131 92V93H132ZM134 92H136V91H134ZM140 92V91H139ZM184 92V91H183ZM187 92V91H186ZM216 92V91H215ZM215 92H213V93H215ZM219 92V91H218ZM220 92H222L221 91V89H220ZM237 92V91H236ZM235 92V93H236ZM44 93V92H43ZM49 93V90H48V94H50ZM57 93V92H56ZM77 93H79V92H77ZM91 93V92H90ZM113 93V92H112ZM141 93H142V91H141ZM175 93H174V95H175ZM209 93H210V91H209ZM234 93V92H233ZM42 94V93H41ZM45 94V93H44ZM69 94V93H68ZM114 94H115V92H114ZM122 94H123V92H122ZM125 94V93H124ZM127 94V95H128ZM181 94H183V93H181ZM224 94V93H223ZM62 95V94H61ZM64 95H65V93H64ZM78 95V94H77ZM142 95V94H141ZM173 95V96H174ZM179 95V94H178ZM177 95V96H178ZM215 95H217V94H215ZM214 95V96H215ZM45 96V98H46V96L47 95H44ZM44 96L42 97V98H44ZM51 96V95H50ZM50 96H48V97H50ZM53 96H55L54 94H53ZM53 96H51V98L53 99L54 97ZM59 96H60V93H59ZM118 96V95H117ZM116 96V97H117ZM136 96V95H135ZM172 96V97H173ZM263 96V95H262ZM68 97V96H67ZM122 97V96H121ZM137 97H138V95H137ZM140 97V96H139ZM138 97V98H139ZM169 97V96H168ZM170 97H171V95H170ZM169 97V98H170ZM175 97H176V95H175ZM175 97H174V99H175ZM179 97V96H178ZM216 97H219V95L218 96H216ZM50 98V100L52 101V99ZM56 98V97H55ZM59 98V97H58ZM61 98V97H60ZM59 98V99H60ZM70 98H72V97H70ZM69 98V101H70V103H71V100L72 99H70ZM81 98V99H80ZM177 98V97H176ZM213 98V97H212ZM57 99V98H56ZM62 99V98H61ZM68 99V98H67ZM118 99V98H117ZM171 99V98H170ZM174 99H172V100H174ZM263 99H264V97H263ZM39 100V99H38ZM50 100H49V102H47V104L48 103H50ZM54 100V99H53ZM63 101H64V98L62 99ZM135 100V99H134ZM142 100V99H141ZM140 100V101H141ZM169 100V99H168ZM257 100V99H256ZM255 100V101H256ZM259 100H262V99H259ZM40 101H42L41 99H40ZM45 101H47V99H45ZM63 101H61V102H63ZM139 101V102H140ZM170 101V100H169ZM39 102V101H38ZM56 102V101H55ZM68 102V101H67ZM136 102H138V101H136ZM252 102V105H253V101H251ZM257 102V101H256ZM59 103V102H58ZM57 103V104H58ZM64 103V102H63ZM66 103V102H65ZM130 103V102H129ZM255 103V102H254ZM32 104V103H31ZM56 104V103H55ZM56 104V105H57ZM62 104V103H61ZM68 104V103H67ZM137 104L138 103H136L135 105L137 106ZM30 105V104H29ZM29 105H27V107L29 106ZM44 105V104H43ZM65 105V104H64ZM139 105V104H138ZM249 105V104H248ZM247 105V106H248ZM255 105H257V104H255ZM254 105V106H255ZM37 106H39V104L37 105ZM48 106V105H47ZM47 106H45V107H47ZM54 106V105H53ZM59 106H61V105H59ZM71 106H72V104H71ZM142 105H140V107H141ZM51 107H52V105H51ZM57 107V106H56ZM67 107V106H66ZM65 106H64V108H66ZM128 107V106H127ZM131 107V106H130ZM132 107H134V105L132 106ZM139 107V106H138ZM143 107V106H142ZM60 108V107H59ZM135 108V107H134ZM38 109V108H37ZM42 109V108H41ZM41 109H39L40 111L39 112H42L43 111V109H42V111H41ZM51 108H49V110H50ZM69 109H72V108H69ZM83 109V110H82ZM135 109H137V107L135 108ZM142 109V108H141ZM53 110V109H52ZM62 110V109H61ZM60 110V111H61ZM233 110V109H232ZM46 111V110H45ZM55 111V110H54ZM53 111V112H54ZM71 111V110H70ZM76 111H73V112H76ZM138 111V110H137ZM234 111V110H233ZM52 112V113H53ZM66 112V111H65ZM133 112V113H132ZM139 112H141V111H138V113ZM37 113V112H36ZM43 113V112H42ZM47 113V112H46ZM49 113H51V112H49ZM55 113H57V112H55ZM54 113V114H55ZM61 113V112H60ZM68 113H69V111H68ZM68 113H65V114H67L68 115ZM94 113H92L91 115H95V117L96 116H98L97 114H94ZM131 113H132V117H131ZM207 113V112H206ZM209 113V112H208ZM229 113V112H228ZM59 114V113H58ZM64 114V115H65ZM70 114L72 115V113L70 112ZM81 114V113H80ZM87 114H86V116H87ZM209 114H211V113H209ZM231 114H232V112H231ZM230 114V115H231ZM44 115V114H43ZM47 115V114H46ZM45 115V116H46ZM79 115V114H78ZM82 115H83V113H82ZM233 115V114H232ZM261 115H263V114H261ZM38 116H39V113H38ZM42 115L40 114V117H41ZM54 116V115H53ZM61 116V115H60ZM36 117V116H35ZM40 117H38V119L40 118ZM58 117V116H57ZM71 117V116H70ZM74 117V116H73ZM85 117V116H84ZM95 117H93L94 119H96ZM207 117H209V116H207ZM37 118V117H36ZM43 118V117H42ZM53 118V117H52ZM59 118V117H58ZM67 118H68V116H67ZM72 118V117H71ZM86 118H88L89 119V117H85V119ZM133 118V119H132ZM223 118V117H222ZM227 118V117H226ZM49 119V118H48ZM48 119H47V121L45 120V123L46 122H50V121H48ZM57 119V118H56ZM60 119V118H59ZM74 119H76V118H74ZM92 119V118H91ZM137 119H138V117H137ZM140 119V118H139ZM224 119H225V117H224ZM41 120V119H40ZM61 120V119H60ZM67 120V119H66ZM78 120V119H77ZM79 120H80V118H79ZM81 120H83V118L81 119ZM136 120V119H135ZM35 122H36V119L34 120ZM51 121L53 122V119H51ZM90 121V120H89ZM92 121V120H91ZM95 121H98V120H95ZM102 121V120H101ZM54 122L56 123V121H55V119H54ZM58 122V121H57ZM61 122V121H60ZM77 122V121H76ZM76 122H75V124H76ZM81 122H83V121H81ZM86 121H84L83 123H85ZM87 122H88V120H87ZM103 122V121H102ZM101 122V123H102ZM131 122V123H130ZM137 122V121H136ZM135 122V123H136ZM39 123V122H38ZM41 123H44V122H41ZM54 123V124H55ZM64 123V122H63ZM69 123V122H68ZM96 123V122H95ZM141 123V122H140ZM57 124V123H56ZM66 124H67V122H66ZM73 124V123H72ZM80 124V123H79ZM79 124H77V125H79ZM82 124V123H81ZM91 124H92V122H91ZM91 124H89V126H92ZM98 124H100V122L99 123H97V125L96 124H94V125H96V126H98ZM104 124H101V125H103V126H101V127H103V128H101L102 129V131H108L107 129V127H105L104 126ZM113 124V125H112ZM137 124V123H136ZM264 124V123H263ZM39 125V124H38ZM57 125H59V124H57ZM63 125V124H62ZM93 125V126H94ZM127 125V126H126ZM139 125V124H138ZM32 126V125H31ZM34 126H36V125H34ZM42 126V125H41ZM70 126V125H69ZM100 126V125H99ZM33 127V126H32ZM39 127V126H38ZM45 127V126H44ZM43 127V128H44ZM58 127V126H57ZM66 127H68V126H66ZM66 127H63V129L64 128H66ZM72 127H74V126H72ZM77 127V126H76ZM78 127H80V126H78ZM77 127V128H78ZM83 127H85L86 128V126L85 125H83V126H81V130H83ZM88 127V126H87ZM104 127H105V130H103L104 129ZM136 127V126H135ZM139 126H137L136 128H138ZM141 127V126H140ZM184 127V126H183ZM190 127V126H189ZM90 128V127H89ZM97 128H99V127H97ZM107 128V129H106ZM124 128V127H123ZM124 128V130H122V131H125L126 129ZM130 129L132 128V127H129ZM134 128V127H133ZM142 128V127H141ZM28 129H30V128H28ZM46 128H44V130H45ZM47 129H48V127H47ZM67 129V128H66ZM75 129V128H74ZM93 129V128H92ZM110 129V128H109ZM186 129V128H185ZM40 130V129H39ZM44 130H42V131H44ZM78 131H77V133H80V132H83V131H81L79 128L77 129ZM80 130V131H79ZM97 130V129H96ZM96 130H92V131H96ZM121 130V129H120ZM128 130V129H127ZM131 130H135V128L134 129H131ZM139 130V129H138ZM28 131V130H27ZM41 131V130H40ZM39 131V132H40ZM47 131V130H46ZM61 131H63V130H61ZM64 131H67V130H65L64 129ZM70 131H73V128H72V130L70 129ZM87 131V130H86ZM90 131V130H89ZM88 131V132H89ZM113 131V130H112ZM116 131H119V130H117L116 129ZM129 131V130H128ZM45 132V131H44ZM69 132V131H68ZM85 132V131H84ZM91 132V131H90ZM109 133H110V131H108ZM126 132V131H125ZM36 133V132H35ZM66 133V132H65ZM97 133H98V130H97ZM103 134L105 133V132H102ZM112 133V132H111ZM116 133H119V132H116ZM116 133H113V135L114 134H116ZM132 132L130 131V134H131ZM134 133V132H133ZM38 134V133H37ZM42 134V133H41ZM48 134V133H47ZM46 134V135H47ZM64 134V133H63ZM70 134H72V132L70 133ZM81 134V133H80ZM86 134H88L87 132H86ZM90 134H94L93 132H91ZM90 134H89V136H88V138L90 137ZM95 134H96V132H95ZM123 134H125V133H123ZM128 134V133H127ZM126 134V135H127ZM39 135V134H38ZM37 135V136H38ZM49 135V134H48ZM75 136V133H73L72 134V136ZM78 135V134H77ZM85 135V134H84ZM99 135H100V133H99ZM110 135V134H109ZM119 135V134H118ZM117 135V136H118ZM129 135V134H128ZM60 136V135H59ZM71 136V135H70ZM103 136V135H102ZM108 136V135H107ZM106 136V137H107ZM36 136H34V138H35ZM50 137V136H49ZM48 137V138H49ZM67 137V136H66ZM82 137V136H81ZM86 137V136H85ZM84 137V138H85ZM92 137V136H91ZM98 137V136H97ZM109 137V136H108ZM111 137H113L112 136V134H111ZM111 137H109V140L111 139ZM120 137V136H119ZM124 137V136H123ZM127 137V136H126ZM130 136H128L127 138H129ZM32 138V137H31ZM51 138V137H50ZM49 138V139H50ZM65 138V137H64ZM88 138H87V141H88ZM113 138H115V137H113ZM112 138V139H113ZM41 139H42V136H41ZM52 139V138H51ZM50 139V140H51ZM54 139V138H53ZM63 139V138H62ZM75 139V138H74ZM74 139H73V141H74ZM86 139V138H85ZM92 139V138H91ZM94 139H96L95 137L93 138V140ZM100 139V138H99ZM120 139V138H119ZM123 139V138H122ZM121 139V140H122ZM125 139V138H124ZM76 140V139H75ZM77 140H78V136H77ZM84 140V139H83ZM108 140V139H107ZM108 140V141H109ZM115 140V139H114ZM62 141H64V140H62ZM66 141H67V139H66ZM70 141V140H69ZM69 141H67V142H69ZM72 141V142H73ZM86 141V142H87ZM92 141V140H91ZM91 141H89V142H91ZM95 141V140H94ZM102 141H104V140H102ZM116 141V140H115ZM117 141H118V139H117ZM124 141V140H123ZM34 142V141H33ZM51 142V141H50ZM53 142H54V140H53ZM52 142V143H53ZM58 142H59V140H58ZM67 142H66V144H67ZM80 142L82 143V140H80ZM88 142V143H89ZM100 142V141H99ZM122 142V141H121ZM60 143V142H59ZM64 143H65V141H64ZM71 143V142H70ZM73 143H75V142H73ZM78 143V142H77ZM77 143H76V146H77ZM92 143V142H91ZM104 143V142H103ZM51 144V143H50ZM61 144V143H60ZM87 144V143H86ZM85 144V145H86ZM49 145V144H48ZM71 145H73V144H71ZM80 145V144H79ZM253 145V144H252ZM56 146V145H55ZM61 147H62V145H61ZM75 147V146H74ZM254 147V146H253ZM66 148V147H65ZM71 148V147H70ZM69 148V149H70ZM57 149V148H56ZM55 149V150H56ZM61 149V148H60ZM72 149V148H71ZM254 153V152H253ZM258 153H260V156H261V153H264V150H261L260 152L258 151ZM257 154V153H256ZM249 156H251V155H249ZM253 156V155H252ZM254 157H255V154H254ZM256 158H258L259 159V157L257 156ZM263 159H264V157H263ZM261 161H262V159H261ZM215 174V173H214ZM260 174V173H259ZM258 174V175H259ZM256 175V174H255ZM257 175V176H258ZM210 176V175H209ZM247 176V175H246ZM253 176V175H252ZM252 176H249V177H251L252 178ZM249 177H246L247 178V181H248V178ZM242 179V178H241ZM243 179H244V177H243ZM250 179V178H249ZM232 180H235V179H232ZM245 180V179H244ZM240 181H242V180H240ZM239 181V182H240ZM252 181H254V180H252ZM229 182H230V180H229ZM243 182V181H242ZM251 182V181H250ZM255 182H258V180L256 181L255 180ZM219 183V182H218ZM223 183V182H222ZM226 183V182H225ZM227 183H228V181H227ZM246 183V182H245ZM1 184H4V183H1ZM11 184V183H10ZM243 184H244V182H243ZM249 184V183H248ZM255 184H257V183H255ZM216 185V184H215ZM223 185V184H222ZM231 185V184H230ZM234 185V184H233ZM235 185H238L237 183L235 184ZM241 185H242V183H241ZM247 184H244V189H245V186H246ZM251 185V184H250ZM258 185H260V182H259V184ZM257 185V186H258ZM209 186V185H208ZM240 186V185H239ZM263 186V185H262ZM15 187H17V185L15 186ZM21 187V186H20ZM171 187V186H170ZM169 187V188H170ZM210 187H213L214 188V186H210ZM218 187H219V185H218ZM225 187V186H224ZM224 187H222L223 189H225ZM226 187H228V186H226ZM234 187V186H233ZM243 187V186H242ZM2 187L0 186V189H1ZM9 188H10V186H9ZM8 188V189H9ZM173 188V187H172ZM216 188H217V186H216ZM221 188V189H222ZM235 188H236V186H235ZM235 188H233V189H235ZM246 188H248V189H250V190H252L251 189V187H249L248 185H247V187ZM258 188H260V187H258ZM258 188L256 189L257 191H258ZM4 189V188H3ZM6 189V188H5ZM11 189V188H10ZM16 189V188H15ZM24 189V188H23ZM141 189V188H140ZM140 189H139V191H140ZM183 189V188H182ZM185 189V188H184ZM190 189V188H189ZM188 189V190H189ZM192 189V188H191ZM189 190L188 191V193H186L185 195H184V199H183V202H184V200H188L187 199V197L189 198L192 194H195L196 195V193H197V191L196 190ZM194 189V188H193ZM195 189H196V187H195ZM207 189V188H206ZM222 189V190H223ZM228 189V188H227ZM226 189V190H227ZM240 189V188H239ZM254 189V188H253ZM20 189L19 188H17L16 189V191H14V192H17L18 193V191H19ZM25 190V189H24ZM178 190V189H177ZM204 190V189H203ZM213 190V189H212ZM218 190H219V188H218ZM217 190V191H218ZM221 190V191H222ZM229 190V189H228ZM236 190V189H235ZM242 190V189H241ZM256 190H255V194H256ZM8 191V190H7ZM21 191V190H20ZM145 190H143V192H144ZM164 191V190H163ZM166 191V190H165ZM164 191V192H165ZM170 191V190H169ZM199 191H201L200 189H199ZM198 191V192H199ZM208 191V190H207ZM237 191V190H236ZM244 191V190H243ZM3 192H5V191H3ZM122 192V191H121ZM120 192V193H121ZM124 192V191H123ZM122 192V193H123ZM163 192V193H164ZM202 192V191H201ZM204 192V191H203ZM213 192H214V190H213ZM216 192V191H215ZM239 192V191H238ZM237 192V193H238ZM252 192V191H251ZM259 192V191H258ZM137 193V192H136ZM166 193V192H165ZM164 193V194H165ZM171 193V192H170ZM173 193V192H172ZM171 193V194H172ZM176 193V192H175ZM174 193V194H175ZM220 193V192H219ZM231 193V192H230ZM236 193V192H235ZM243 193V192H242ZM246 193V192H245ZM247 193H248V191H247ZM260 193V192H259ZM118 194V193H117ZM158 194H160V193H158ZM178 194V193H177ZM180 194V193H179ZM223 194V193H222ZM225 194V193H224ZM112 195V194H111ZM120 195V194H119ZM118 195V196H119ZM122 195V194H121ZM124 195V194H123ZM122 195V196H123ZM200 195V194H199ZM203 195V194H202ZM244 195V194H243ZM246 195V194H245ZM251 195H252V193H251ZM260 195V194H259ZM85 196V195H84ZM87 196V195H86ZM128 196V195H127ZM262 196V195H261ZM71 197H73V199L71 198L70 199V203H72V204H74V205H78V204H83L84 206H90L91 204H93L95 201H93L92 199H74V196H71ZM78 197H80V196H78ZM88 197V196H87ZM90 197V196H89ZM175 197V196H174ZM253 197V196H252ZM255 197V196H254ZM81 198V197H80ZM82 198H84V197H82ZM121 198V197H120ZM173 197L171 196V199H172ZM177 198V197H176ZM191 198H192V196H191ZM94 199V198H93ZM122 199V198H121ZM154 199H157V197L156 198H154ZM181 199V198H180ZM68 200V199H67ZM107 200V199H106ZM105 200V201H106ZM128 200V199H127ZM162 200V199H161ZM191 200H194V199H191ZM60 201H61V199H60ZM108 201H109V198H108ZM120 201V200H119ZM136 201V200H135ZM156 201H158V200H156ZM190 201V200H189ZM63 202V201H62ZM62 202H60V203H62ZM97 202V201H96ZM121 202V201H120ZM129 202V201H128ZM192 202V201H191ZM66 203V202H65ZM69 203V204H70ZM101 204L103 203V202H100ZM123 203V202H122ZM126 203V202H125ZM135 203V202H134ZM133 203V204H134ZM139 204L141 203V202H138ZM194 203V202H193ZM71 204V205H72ZM97 204V203H96ZM95 204V205H96ZM142 204V203H141ZM163 204V203H162ZM161 204V205H162ZM68 205V204H67ZM103 205V204H102ZM136 205V204H135ZM134 205V206H135ZM152 205V204H151ZM154 205V204H153ZM186 205H188V204H186ZM190 205V204H189ZM196 205V204H195ZM79 206H81V205H79ZM98 206V205H97ZM104 206V205H103ZM124 206V205H123ZM131 206H132V204H131ZM137 206V205H136ZM155 206V205H154ZM157 206V205H156ZM191 206V205H190ZM197 206H198V204H197ZM69 207V206H68ZM73 207V206H72ZM192 207H193V204H192ZM191 207V208H192ZM80 208V207H79ZM194 209H195V207H193ZM218 211V210H217ZM228 211V210H227ZM216 223V222H215ZM224 224V223H223ZM205 225H207V224H205ZM212 226H214L213 225V223L211 224ZM218 225V224H217ZM216 225V226H217ZM231 225V224H230ZM249 225V224H248ZM247 225V226H248ZM254 225V224H253ZM222 226V225H221ZM220 226V227H221ZM224 226V225H223ZM226 226V225H225ZM236 226V225H235ZM247 226H245L247 229H248V227ZM250 226V225H249ZM234 227V224H233V226H232V228ZM264 227V226H263ZM206 228V227H205ZM205 228H202L203 230H205ZM212 229H214L213 227H211ZM217 228V227H216ZM222 228V227H221ZM220 228V229H221ZM231 227H229L228 229H230ZM231 228V229H232ZM238 228V227H237ZM246 228H245V230H246ZM256 228V227H255ZM209 229V228H208ZM205 230V231H208V232H210L209 230ZM234 229V228H233ZM232 229V230H233ZM249 229H251V228H249ZM248 229V231H247V233L248 232H253L252 233V235L254 234V229H253V231H250ZM218 230H219V228H218ZM225 230V229H224ZM235 230V229H234ZM238 230V229H237ZM252 230V229H251ZM259 230V229H258ZM263 230V229H262ZM205 231H203V232H205ZM213 231V230H212ZM211 231V232H212ZM256 231H257V229L255 230V235H256ZM219 232H221V231H219ZM222 232H224V231H222ZM226 232V231H225ZM230 232V231H229ZM232 232V231H231ZM243 232H244V230H243ZM259 232V231H258ZM227 233V232H226ZM240 233V231L238 232V234ZM246 233V234H247ZM262 233V232H261ZM211 234H213V232L212 233H210V235ZM218 234V233H217ZM217 234H214L215 236H218L219 237V235H217ZM220 234V233H219ZM222 234V233H221ZM220 234V235H221ZM236 234H237V232H236ZM241 234V233H240ZM239 234V236H241ZM249 234V236L248 237H246L245 235H243L241 238L240 237H231L230 239H228V241H227V243L225 244V246L223 247V248H220V249H222L221 251H222V253H220V257H218L219 259H217V264H251L252 262H253V260L255 259V256L257 255V254H259L261 251H262V249L260 248V244L258 245V242H256V240H254V238L253 237H251L250 238V236H252L251 235V233H248ZM229 235H230V233H229ZM224 236V235H223ZM227 236V235H226ZM234 236H235V234H234ZM245 236V237H244ZM211 237H212V235H211ZM214 237V236H213ZM257 237V236H256ZM215 238H217V237H215ZM224 238L225 237H223V240H224ZM253 238V239H252ZM256 239V238H255ZM221 240V239H220ZM257 240H258V238H257ZM261 240H262V238H261ZM214 241V240H213ZM223 242V241H222ZM262 242H263V240H262ZM215 243V242H214ZM14 244V243H13ZM107 245V244H106ZM180 245V244H179ZM263 245V244H262ZM13 246V245H12ZM104 246V245H103ZM213 247H214V245H212ZM217 246V245H216ZM15 247H16V243H15ZM116 247V246H115ZM221 247V246H220ZM14 248V247H13ZM43 248V247H42ZM114 248V247H113ZM181 248V247H180ZM263 248V247H262ZM22 249V248H21ZM40 249V248H39ZM102 249V248H101ZM104 249V248H103ZM217 249H218V247H217ZM32 250H34V249H32ZM44 250V249H43ZM42 250V251H43ZM96 250H98V249H96ZM109 250V249H108ZM211 250V249H210ZM93 251L94 252H96L94 249H93ZM264 251V250H263ZM35 252V251H34ZM220 252V251H219ZM43 253V252H42ZM41 253V254H42ZM97 253V252H96ZM207 253V252H206ZM263 253V252H262ZM93 254V253H92ZM99 254V253H98ZM200 256V255H199ZM198 256V257H199ZM217 256V255H216ZM197 257V258H198ZM13 258V257H12ZM200 259V258H199ZM202 259H203V257H202ZM11 260V259H10ZM10 260H8V261H10ZM17 260L15 259V263H17L18 264V262H16ZM18 261H20V260H18ZM22 261V260H21ZM20 261V262H21ZM34 261V260H33ZM198 261V260H197ZM11 262V261H10ZM12 262H13V259H12ZM11 262V263H12ZM40 262V261H39ZM196 262V261H195ZM22 263V262H21ZM28 263V262H27ZM42 263H43V261H42ZM41 263V264H42ZM199 264V263H198Z\"/></svg>", "mask_w": 264, "mask_h": 264}]
</instances>
